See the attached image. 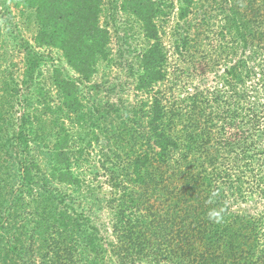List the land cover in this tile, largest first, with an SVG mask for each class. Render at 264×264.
<instances>
[{
	"label": "trees",
	"instance_id": "1",
	"mask_svg": "<svg viewBox=\"0 0 264 264\" xmlns=\"http://www.w3.org/2000/svg\"><path fill=\"white\" fill-rule=\"evenodd\" d=\"M11 1L32 42L18 29L23 77L7 70L0 82V264H264V208H235L264 197V0ZM173 15L175 52L210 40L203 65L224 70L217 87L167 100ZM54 53L76 76L62 62L45 74ZM115 66L145 97H99L117 83L94 77ZM102 137L122 179L109 244L87 212L96 188L81 168Z\"/></svg>",
	"mask_w": 264,
	"mask_h": 264
},
{
	"label": "rangeland",
	"instance_id": "2",
	"mask_svg": "<svg viewBox=\"0 0 264 264\" xmlns=\"http://www.w3.org/2000/svg\"><path fill=\"white\" fill-rule=\"evenodd\" d=\"M8 7V8H7ZM10 12V13H9ZM174 21L175 16L171 18L166 34L164 36V42L169 52V79L162 84V89L167 97V100H173L178 96L186 95L188 92H195L196 88L203 90L213 89L218 86L220 81L218 75L224 70L223 63L220 61L216 67L207 69L204 67V58L213 52V46L210 40H204L201 43V47L198 50L193 49L190 53L178 54L175 52L174 45ZM214 30L218 31V26L221 24V17L214 20ZM0 82L3 83V79L7 76V70L13 72L14 78L21 79L23 76V52L18 47V41L21 35L18 33V29L22 30V36L29 39L32 42V34L27 30L25 26V20L21 17L19 8H17L11 0H0ZM218 25V26H217ZM213 33L210 38L213 39ZM18 38L17 40L15 38ZM114 48H117V40L113 38ZM16 41V42H15ZM213 41V40H212ZM41 53H50L49 49L37 48ZM51 54V53H50ZM54 59L49 61L45 67V74L49 73L54 65L63 63V71L69 70L70 73L76 76V73L69 68L64 60H59L58 55L54 53ZM117 83V89L115 91L103 90L100 94V98L111 99L114 102L122 96L124 99H128L131 103H137L141 97H145L144 94H140L134 88L133 79L126 74V72L118 67H111L110 69L100 68L99 74H97L93 81L101 84L105 79ZM173 81H177L178 84L174 87ZM1 86V85H0ZM52 88V84L50 85ZM83 94L86 99H91V95L94 93L92 90H88L86 84L82 85ZM28 88L24 85L21 87L22 93ZM82 89V88H81ZM35 90V89H34ZM52 104H60V100L56 94L57 88L53 86L51 89ZM23 97L21 94L20 99ZM22 104H17L15 107V121L21 116L23 109V100H20ZM19 101V102H20ZM87 146V145H86ZM116 146L110 145L103 137L99 142H93L91 146H87L88 154L84 155V161L82 165L83 179L86 182L94 184L92 198L88 204L87 212L92 213V217L98 227L102 230V234L109 244L110 241H115V235L113 234V213L109 201L119 196V192L122 188L116 186V183L121 182V178L117 175V178H112L110 175V166L117 160L114 156ZM86 152V153H87ZM108 156L110 157L108 159ZM118 162V161H117ZM119 163V162H118ZM117 163V164H118ZM124 185V183H123ZM130 186V185H129ZM95 200V203L93 202ZM117 202V201H116ZM116 202L114 204L116 205ZM235 208L238 211L248 212L249 214L260 213L264 208V197L253 196L247 201H239L235 204ZM36 248V246H32ZM108 264H118L116 258L108 261Z\"/></svg>",
	"mask_w": 264,
	"mask_h": 264
},
{
	"label": "clouds",
	"instance_id": "3",
	"mask_svg": "<svg viewBox=\"0 0 264 264\" xmlns=\"http://www.w3.org/2000/svg\"><path fill=\"white\" fill-rule=\"evenodd\" d=\"M213 195H215V193ZM208 218H209V220H212L215 223H220L222 221L221 212L216 210V209H210L209 210Z\"/></svg>",
	"mask_w": 264,
	"mask_h": 264
}]
</instances>
